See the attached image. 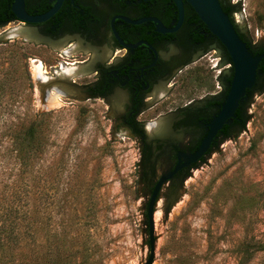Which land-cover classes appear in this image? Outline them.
<instances>
[{
    "label": "rangeland",
    "instance_id": "rangeland-1",
    "mask_svg": "<svg viewBox=\"0 0 264 264\" xmlns=\"http://www.w3.org/2000/svg\"><path fill=\"white\" fill-rule=\"evenodd\" d=\"M226 1L264 48V0ZM64 49L0 28V264H145L148 204L164 171L143 170L139 139L104 99L45 97L42 71L57 81L64 62L87 57ZM71 63L79 73L71 78L86 82L90 61ZM214 80L201 62L191 65L170 107L205 97ZM243 116L244 128L164 185L152 264H264V76Z\"/></svg>",
    "mask_w": 264,
    "mask_h": 264
},
{
    "label": "flooded vegetation",
    "instance_id": "flooded-vegetation-1",
    "mask_svg": "<svg viewBox=\"0 0 264 264\" xmlns=\"http://www.w3.org/2000/svg\"><path fill=\"white\" fill-rule=\"evenodd\" d=\"M183 2L179 23L175 0H0V28H11L15 36L23 34L27 41L79 50L81 57L87 54L83 60L73 57L74 62H69L80 67L90 61L86 82L72 78L76 94L84 92L89 99H104L116 108L119 126L139 139L145 172L165 174L181 166L171 182L193 170L222 137L239 127L244 102L264 76L258 72L256 86L248 90L235 117L216 133L206 153L189 164V157L198 151L210 123L222 109L234 66L221 41L190 3ZM221 3L233 19V6L226 0ZM52 10L53 14L42 21L18 16L38 17ZM236 28L252 53H264L237 24ZM198 62L216 78L211 91L199 100L191 98L170 107L179 75Z\"/></svg>",
    "mask_w": 264,
    "mask_h": 264
},
{
    "label": "water",
    "instance_id": "water-1",
    "mask_svg": "<svg viewBox=\"0 0 264 264\" xmlns=\"http://www.w3.org/2000/svg\"><path fill=\"white\" fill-rule=\"evenodd\" d=\"M19 1V0H18ZM196 11L199 18L205 23L209 31L215 35L228 51L232 64L234 66V75L231 82L230 90L225 102L222 105L220 113L210 123V131L203 140L198 151L189 157V164L196 162L204 155L213 141L216 133L223 128L225 124L235 117L236 110L240 106L243 99L246 98L248 90L256 86L258 78V67L264 59V53L254 54L248 47L246 41L240 36L236 28V23L232 17L226 13L221 0H186ZM179 11L180 21L184 14L183 0H175ZM55 10L38 17H27L23 13H18V16L23 20L42 21L50 17ZM180 25V24H179ZM178 25V26H179ZM74 74V73H73ZM40 84L45 88V97L47 98L55 90L56 93L75 96L77 87L72 82L71 74H64L63 78L57 81L42 80L39 78ZM56 82V83H55ZM58 82V83H57ZM53 88V89H52ZM177 166L173 171L167 172L158 178L151 194L148 204V221L150 230V256L145 264H152L154 260L155 236H154V213L157 202L160 198V193L164 185L170 181L178 172Z\"/></svg>",
    "mask_w": 264,
    "mask_h": 264
},
{
    "label": "trees",
    "instance_id": "trees-1",
    "mask_svg": "<svg viewBox=\"0 0 264 264\" xmlns=\"http://www.w3.org/2000/svg\"><path fill=\"white\" fill-rule=\"evenodd\" d=\"M224 7V6H223ZM224 10L226 11V13H228L229 15H230V12H229V10L228 9H226L225 7H224ZM231 16V15H230ZM247 45H248V47H249V43H247ZM258 72H264V60L261 62V64H260V66H259V68H258ZM253 90H251V92H252ZM250 92V93H251ZM245 125H246V119L243 117V116H241L240 117V120H239V126L241 127V128H244L245 127ZM33 133L34 132H32V135H33ZM21 142H18L17 143V145L18 144H20ZM31 143V145H33V143L32 142H30ZM22 148H23V145H22ZM33 148V147H32ZM31 148V149H32ZM0 230H1V232L2 233H4V232H6L7 230H6V227L4 226V225H2L1 227H0ZM2 241H3V239L2 238H0V243H2ZM1 245V244H0Z\"/></svg>",
    "mask_w": 264,
    "mask_h": 264
},
{
    "label": "bare ground",
    "instance_id": "bare-ground-1",
    "mask_svg": "<svg viewBox=\"0 0 264 264\" xmlns=\"http://www.w3.org/2000/svg\"><path fill=\"white\" fill-rule=\"evenodd\" d=\"M23 32V31H22ZM43 67V66H42ZM38 68H41V66H38ZM40 71V70H39ZM37 72V71H36ZM35 72V73H36ZM41 72V71H40ZM62 72L64 73V74H68V75H70L71 73H74L73 72V68H71L70 67V64L69 63H63L62 64ZM42 73H43V75L41 74L39 77H41V78H43V79H47L48 77H46V76H44V74H45V72L44 71H42ZM56 94V93H55ZM50 95H52V94H50ZM57 96V95H56ZM55 96V97H56ZM58 97V96H57ZM53 100H55V99H53Z\"/></svg>",
    "mask_w": 264,
    "mask_h": 264
}]
</instances>
